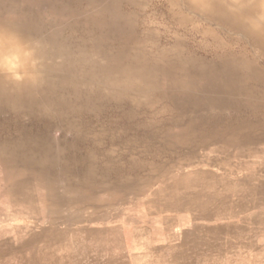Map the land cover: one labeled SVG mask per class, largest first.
Segmentation results:
<instances>
[{
	"label": "rangeland",
	"instance_id": "1",
	"mask_svg": "<svg viewBox=\"0 0 264 264\" xmlns=\"http://www.w3.org/2000/svg\"><path fill=\"white\" fill-rule=\"evenodd\" d=\"M167 1L0 0V264H264V59Z\"/></svg>",
	"mask_w": 264,
	"mask_h": 264
},
{
	"label": "bare ground",
	"instance_id": "2",
	"mask_svg": "<svg viewBox=\"0 0 264 264\" xmlns=\"http://www.w3.org/2000/svg\"><path fill=\"white\" fill-rule=\"evenodd\" d=\"M167 4L173 18L182 19L181 11L184 10L199 17L200 20L197 19V21H199L198 23L206 26L204 27L206 35L213 36L215 43L219 44L218 33L222 32L235 41H248L253 49L257 51V54L264 59V0H168ZM101 6L102 5H100L99 8ZM188 20L190 21L191 19ZM13 28V24L10 20L3 19V17L0 16V99L21 96L26 90L33 89L31 87L34 84L41 82V79L34 75L31 69H27L29 65L24 64L25 57H22L19 51L8 52L11 45V38H9L10 36L8 35L10 29L12 30ZM18 47L19 46H17V48ZM15 54L20 55L18 60L20 62V58H22L21 64L23 63V65H21L23 67H18L16 73L21 71L23 72V76L25 75L27 77V79L23 80L21 83L14 82L12 77L6 74V71L13 68L12 63L11 67L9 66L10 61H7L9 59L7 56H17ZM4 56L8 59L5 60ZM15 59L16 58L12 59V61H15ZM16 62L19 64L18 61ZM17 63L14 62V65ZM16 73H14V76ZM28 74L34 76H28ZM20 76L21 75H19V77ZM21 78L23 77H20V81Z\"/></svg>",
	"mask_w": 264,
	"mask_h": 264
}]
</instances>
